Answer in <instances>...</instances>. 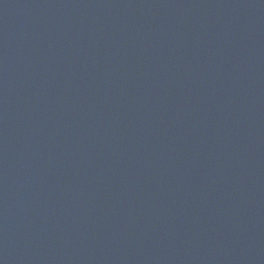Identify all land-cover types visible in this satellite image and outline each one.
Returning a JSON list of instances; mask_svg holds the SVG:
<instances>
[{
	"label": "water",
	"instance_id": "water-1",
	"mask_svg": "<svg viewBox=\"0 0 264 264\" xmlns=\"http://www.w3.org/2000/svg\"><path fill=\"white\" fill-rule=\"evenodd\" d=\"M0 264H264V0H0Z\"/></svg>",
	"mask_w": 264,
	"mask_h": 264
}]
</instances>
